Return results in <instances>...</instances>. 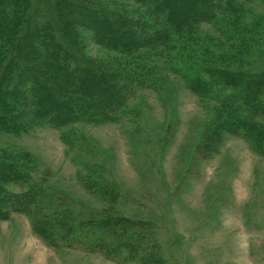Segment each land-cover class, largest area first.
Masks as SVG:
<instances>
[{
  "label": "rangeland",
  "instance_id": "obj_1",
  "mask_svg": "<svg viewBox=\"0 0 264 264\" xmlns=\"http://www.w3.org/2000/svg\"><path fill=\"white\" fill-rule=\"evenodd\" d=\"M100 1L139 9L133 0ZM49 2L32 0L37 20L53 15ZM240 3L236 26L226 25L219 14L215 21L200 23L197 46L155 56L158 89L138 90L115 121L57 126L44 120L22 135L0 131V147L35 154L40 162L31 168L35 189L63 190L82 205L74 207L75 214L148 222L147 233L158 243L148 248L157 264H264V154L233 130L218 132L219 146L209 153L217 102L192 91L184 75L194 74L186 54L197 57L200 66L264 72V0ZM98 24L104 31L115 23L109 18ZM85 34L89 57L110 61L120 56L95 42L89 31ZM202 49H207L205 56ZM33 226L32 218L19 211L0 219V264H152L141 249H122L118 257L95 248L55 247ZM103 230L106 241L119 243Z\"/></svg>",
  "mask_w": 264,
  "mask_h": 264
},
{
  "label": "trees",
  "instance_id": "obj_2",
  "mask_svg": "<svg viewBox=\"0 0 264 264\" xmlns=\"http://www.w3.org/2000/svg\"><path fill=\"white\" fill-rule=\"evenodd\" d=\"M133 1L139 4L135 11L100 0H50L53 15L42 22L34 16L32 0H0V131L22 135L44 120L57 126L115 121L138 90L158 87L155 56L197 46L200 23L215 21L219 14L226 25L236 26L243 8L242 0ZM86 16L91 19L83 21ZM109 18L115 24L100 31L98 23ZM87 31L120 56L110 61L89 57L84 51ZM202 52L205 56L207 49ZM185 58L194 68V74L184 73L187 85L217 102L207 138L209 153L219 146L218 132L233 130L264 154V72L206 62L200 66L197 57ZM32 167L39 168L40 162L31 151L0 147V219L19 211L28 214L36 234L55 247L95 248L118 257L122 249H141L149 262L158 263L148 248L158 245L147 233L148 222L115 214L96 219L75 214V206L83 207L63 190L35 189ZM42 176L46 179L47 172ZM9 185L21 190H10ZM104 228L119 243L106 241Z\"/></svg>",
  "mask_w": 264,
  "mask_h": 264
},
{
  "label": "crops",
  "instance_id": "obj_3",
  "mask_svg": "<svg viewBox=\"0 0 264 264\" xmlns=\"http://www.w3.org/2000/svg\"><path fill=\"white\" fill-rule=\"evenodd\" d=\"M245 141V140H244Z\"/></svg>",
  "mask_w": 264,
  "mask_h": 264
}]
</instances>
